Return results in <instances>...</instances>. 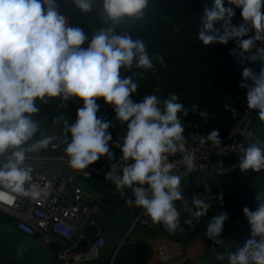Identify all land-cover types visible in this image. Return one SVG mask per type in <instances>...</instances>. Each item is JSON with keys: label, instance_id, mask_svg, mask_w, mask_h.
<instances>
[{"label": "clouds", "instance_id": "1", "mask_svg": "<svg viewBox=\"0 0 264 264\" xmlns=\"http://www.w3.org/2000/svg\"><path fill=\"white\" fill-rule=\"evenodd\" d=\"M71 2L82 13L95 10L103 26L89 36L79 25H71L61 11V0H0V203L11 205L17 197L36 199L42 194L32 190L33 170L27 161L32 158L29 154L47 149L53 141L66 145L68 165L75 170H85L104 156L113 160L109 147L113 137L108 132L113 122L97 116V100L102 98L113 107L115 119L126 124L123 138L115 143L122 157L111 164L105 179L122 196L130 190L134 198H126V203L144 209L153 224H162L174 234L181 223L176 202L197 219L212 205L200 196L186 200L181 188L182 177L194 170L196 159L195 152L185 147L179 115L187 116L189 109L174 92L164 99L155 94L143 96L140 102L132 98L138 89L137 75L142 77L152 69L154 61L166 66L161 54H149L141 38L133 39L130 32L118 30L123 24L143 21L149 0ZM227 3L241 9L242 23H232L235 9L226 7L225 0H214L211 7H203L198 39L204 46L235 41L230 54L238 62L261 64L258 73L243 67L239 87L247 90L248 109L258 110L264 122V0ZM133 68L143 71L132 72ZM122 69L131 74L122 77ZM50 98L83 101L74 123L62 115L56 117L54 122L63 121L62 135H45L40 121L34 119L40 112L37 101L47 104ZM191 111H199L205 120L210 115L198 110L196 104ZM199 142L222 146L218 130L206 137L200 135ZM240 151L242 172L264 170V143H253ZM177 153L183 154V172L169 162V156ZM121 161L124 163L119 166ZM206 191H211L209 186ZM222 198L223 194L218 197ZM257 199L264 201V193ZM242 211L251 227V238L236 253L229 252V264H264V202L255 210L244 207ZM229 218L226 212L214 215L207 225V238L221 243L218 238ZM192 222V218L185 220L189 225ZM24 251L21 247L17 255L22 257ZM216 258L223 260L224 256ZM162 259L167 261L168 257Z\"/></svg>", "mask_w": 264, "mask_h": 264}, {"label": "trees", "instance_id": "2", "mask_svg": "<svg viewBox=\"0 0 264 264\" xmlns=\"http://www.w3.org/2000/svg\"><path fill=\"white\" fill-rule=\"evenodd\" d=\"M213 2L214 0H149L143 21L126 23L118 29L130 32L133 39L141 38L149 54H161L166 65L162 67L158 61H154L152 69L145 72L142 77L137 75L135 81L138 83V89L132 98L137 101L142 100L145 95L155 94L164 99L171 93H176L179 102L189 109L187 116L179 114L181 122L184 123V136L187 138L189 135H194L198 142L200 135L206 137L213 130L219 131L221 141L228 137L230 130L238 121L228 107L238 108L240 96L246 98L247 90L239 87V83L242 82L243 67H250L257 73L261 67L259 62H244L243 65L238 62L237 57L230 54V50L236 47L235 41H230L227 45L214 43L204 46L198 39L201 27L199 20L203 7L205 5L211 7ZM225 6L235 9L232 23L234 25L242 23L241 9L228 5L227 0ZM61 11L68 16L71 25H79L89 36L94 29L103 26L95 10L92 14L82 13L74 7L71 0H61ZM175 27L179 28L177 32L174 31ZM216 27H220V24ZM131 71L140 73L143 70L133 68ZM130 74L124 69L121 70L122 77ZM248 83L251 84L250 81ZM60 101V98H50L47 104L37 101L40 112L34 116V119L40 121L44 133L54 124L56 117L68 112L69 101L59 109ZM98 102L104 100L101 98L97 100ZM193 104L198 106V110H206L210 114L207 120L199 116V111L195 114L191 111ZM108 110H113V107L108 105ZM106 116L107 114L99 117L106 118ZM252 117L251 128L255 136L264 141V122L259 119L258 110H253ZM39 137L38 133L36 138ZM253 143L248 142L245 148ZM55 152L48 147L38 154ZM241 155V152H234L221 155L220 158L228 163H234L239 162ZM218 158V155L214 156V159ZM91 180L95 184H90L96 186L97 179ZM206 186L210 187V192L206 191ZM181 188L186 200L200 196L206 198L212 207L204 216L195 219V226L189 228L186 236L169 234L164 227L163 233L171 240L186 245L206 232L207 225L214 215L226 212L230 218L225 222L218 238L222 242L216 244L209 240L199 264H229V252L236 253L251 238V227L242 210L244 207L255 210L264 202L257 199L261 193H264V170L258 173L252 170L242 172L238 167L235 172L223 176L219 184L216 183V179L198 180L188 175ZM221 194H223L222 201L218 199ZM227 238L235 240L236 244L227 245L225 243ZM256 239L258 241L259 237ZM213 248L216 250L213 251ZM218 254H222L224 259L218 260L216 258ZM151 256L152 250L145 241L129 238L117 252L112 264H145ZM110 261L111 256L96 264H109Z\"/></svg>", "mask_w": 264, "mask_h": 264}, {"label": "built area", "instance_id": "3", "mask_svg": "<svg viewBox=\"0 0 264 264\" xmlns=\"http://www.w3.org/2000/svg\"><path fill=\"white\" fill-rule=\"evenodd\" d=\"M178 30L175 27L174 31ZM64 104L65 102L60 101L58 108H63ZM98 105L97 116L107 114L106 120L113 122V127L108 129L109 133H114L109 143L110 151L114 153L113 160L109 161L104 156L85 170H75L68 165V157L64 152L66 145L53 141L49 148L56 151L54 154H29L32 158L27 161L33 170L32 190L42 194L36 199L17 197L11 205L0 203V221L8 222L31 236L43 249L52 250L56 257L54 264H96L102 261L106 257L109 232L101 225V220L109 212L128 210L130 214L126 218L127 225L123 233L114 240L109 264L113 263L117 252L129 238L140 239L142 232L159 231L164 227L162 224H153L142 208H138L133 215L131 207L126 203V198H133L131 191L126 189V196H122L115 185L105 179L111 164L122 157V152L115 147V143L118 138H123L126 124L115 119L114 109L109 111L108 104L98 102ZM82 106L83 103L77 109ZM228 108L238 121L222 141V146L201 145L194 135L186 138L185 147L188 151L195 152L196 159L194 170L182 177L181 185L188 175L198 180L216 179L219 184L223 176L235 172L239 167V162L228 163L220 158L221 155L241 152V147L245 148L248 142L264 143L255 136L251 128L253 110L248 109L247 100L238 108ZM77 109L61 115L68 118L69 123H74ZM182 125L184 126L183 122ZM62 129L63 121L54 122L45 135H62ZM215 155L219 158L214 159ZM182 158V153L169 156V162L174 163L181 172ZM123 163L121 161L119 166ZM92 178L97 179L96 186H101L100 188L82 181H90ZM175 206L181 212V223L175 233L178 237H184L189 228L195 226L196 218L184 212L180 202H176ZM189 218L193 221L191 225L185 223ZM155 255L160 261H164L162 257L167 256V262L183 263L184 245L180 241L171 240L160 245Z\"/></svg>", "mask_w": 264, "mask_h": 264}, {"label": "crops", "instance_id": "4", "mask_svg": "<svg viewBox=\"0 0 264 264\" xmlns=\"http://www.w3.org/2000/svg\"><path fill=\"white\" fill-rule=\"evenodd\" d=\"M65 16L68 18L67 15ZM68 21L70 23L69 18H68ZM81 103H83V101L79 99H74L72 102L69 101L68 111L69 110L73 111L77 109ZM111 134L113 136L114 133H111ZM130 207H131L130 211L133 215L137 212L139 208L134 205ZM127 216L130 217L128 210H125L123 212L121 211L120 213L112 211V212L107 213L104 219L101 220V225L105 229H107L109 232L108 233L109 240H108L106 257L103 258L102 261H104L107 257L111 256L110 253H112V250L114 247V240L116 241L117 237L121 235L124 229L126 228ZM160 230L159 231L148 230V231L142 232L139 236V238L145 241L152 250V256L145 264H173L172 262L160 261L155 255L156 250L160 245L166 244L171 241V239L163 233L162 229ZM205 234L206 232L201 234L197 239H194L190 241L188 244L184 245V249H185L184 262L199 264L200 258L210 240L207 238Z\"/></svg>", "mask_w": 264, "mask_h": 264}, {"label": "water", "instance_id": "5", "mask_svg": "<svg viewBox=\"0 0 264 264\" xmlns=\"http://www.w3.org/2000/svg\"><path fill=\"white\" fill-rule=\"evenodd\" d=\"M140 101L138 99L136 102ZM21 247L25 249L22 257L17 255V250ZM53 259L52 250L43 249L31 236L8 222L0 221V264H51Z\"/></svg>", "mask_w": 264, "mask_h": 264}, {"label": "rangeland", "instance_id": "6", "mask_svg": "<svg viewBox=\"0 0 264 264\" xmlns=\"http://www.w3.org/2000/svg\"><path fill=\"white\" fill-rule=\"evenodd\" d=\"M239 103L241 104L244 100H246L245 99V97L244 96H240V98H239ZM84 183H86V184H88V185H90V183H93V184H95V182L93 181V180H82ZM225 243L227 244V245H235L236 244V241L235 240H232V239H230V238H227L226 240H225ZM56 261V257L54 256V259H53V261H52V263H54Z\"/></svg>", "mask_w": 264, "mask_h": 264}]
</instances>
